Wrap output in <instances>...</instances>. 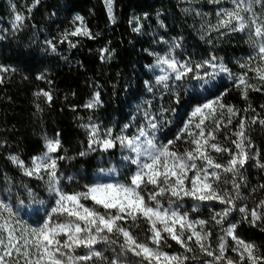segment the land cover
<instances>
[{
  "label": "trees",
  "instance_id": "trees-1",
  "mask_svg": "<svg viewBox=\"0 0 264 264\" xmlns=\"http://www.w3.org/2000/svg\"><path fill=\"white\" fill-rule=\"evenodd\" d=\"M232 1L113 0L114 19H110L102 0H0V68L8 69L0 72V192L15 203L26 187L37 191L46 188V174L42 173L43 179L25 175L23 168L10 157H18L25 167L31 168L33 157L47 151L46 140L56 139L60 140L61 148L52 156L65 157L57 160L58 175L62 174L60 189L67 194L86 191V186L94 185L99 170L114 165L119 147L117 144L115 151L106 153L94 145L95 150L89 151L90 127L98 126L101 138L108 129L112 130L113 139L119 135L129 138L146 123V111L162 122L159 144L175 141L170 148L188 149L191 144L187 134L179 140L176 137L190 112L224 93L222 103L232 106L236 112L230 124L226 109L216 112L215 119L220 121L216 141L228 152L211 150L213 157L216 162L226 164L231 158L229 153L237 151L232 141L237 139L234 133L240 130L243 120L247 137L245 150L252 158L240 169V175L221 170L219 192L236 196L233 180L240 185L236 210L227 218L237 225L235 234L240 239L256 246V255L262 258L258 264H264V221H257L253 226L238 211L245 206L250 220L251 210L264 200L261 187L264 168L259 167L264 164V124L260 123L264 120V82L252 80L250 85L259 90L248 88L245 98L226 72L206 84L204 80L187 79L177 104L176 93L166 91L163 83H158L146 70L158 57L170 56L180 63L192 62L194 71L189 77L198 73L208 79L206 73L213 69L205 65L196 70L195 65L211 61L216 65L222 63L233 77L247 72V78H252L254 72L241 68V64H249L256 50L248 32L210 30L219 19L217 12L231 7ZM251 14L258 23L264 22V6L260 2L253 0ZM17 15L23 20L17 22ZM77 17L83 19L91 38L83 35L64 38L66 33L81 26ZM70 43L75 46L70 47ZM173 81L168 82L173 88L181 83ZM44 92L49 93L51 100ZM97 94L99 102L94 107H86L94 102ZM212 126L215 129L213 121ZM81 152L88 154L82 156ZM118 172L127 182L134 174L133 165ZM205 210L202 216L214 251L219 252L220 237L224 236L225 257L239 264V256L232 250L236 247L235 241L225 235L224 228ZM258 211L264 212V209ZM2 215L8 216L7 212ZM11 219L13 226L20 229L16 232L19 236L25 226ZM125 227L136 238L146 232V225ZM190 242L192 251H197V245ZM170 243V252L182 249L175 241ZM3 254L0 246V256ZM24 259L14 250L11 256H4L6 264H16L17 260L24 264ZM242 264L248 261L245 259Z\"/></svg>",
  "mask_w": 264,
  "mask_h": 264
},
{
  "label": "snow or ice",
  "instance_id": "snow-or-ice-1",
  "mask_svg": "<svg viewBox=\"0 0 264 264\" xmlns=\"http://www.w3.org/2000/svg\"><path fill=\"white\" fill-rule=\"evenodd\" d=\"M210 2L219 3L220 0H210ZM252 2L253 0H247L246 6V0H233L234 7L232 9H220L217 12L219 19L216 25L211 26L210 30L218 32L221 28H225L231 32H244L246 29H250V36L256 38L253 43L257 47L259 63L255 68L250 67L248 63L241 64V68L254 72L256 78L264 82V22L258 23L256 18L251 15ZM255 2H260L264 6V0H255ZM105 4L109 18L114 19L112 0H105ZM243 13H249L247 19ZM77 19L81 21V26L71 33H66L64 38L67 39L68 35H83L91 38V33L83 26V19L81 17H77ZM22 20V16H16L17 22ZM138 30L134 29V31ZM74 46L70 43V47ZM53 51H55V47H53ZM205 65L213 69L211 73H206L208 79L198 73L189 77V73L194 71L191 61L180 63L174 57H158L156 66L161 67L166 74L158 77L157 82L163 83L166 91L176 93L175 101L177 104L180 103V91L184 88L187 79L204 80L206 84L221 72L229 73V78L234 80L236 87L241 89L245 98L248 88L259 90L247 83V72L238 77H233L222 63L216 65L211 61L197 63L195 68L199 70ZM7 70L0 68V72ZM173 76V83L175 81L181 82L176 84L175 88L168 83ZM43 95L51 100L49 93L44 92ZM223 95L224 93L214 100L193 108L176 139H181L186 133L188 143L194 147L186 149L182 154L170 150V145L174 144L175 141L157 146L155 133L159 130L162 122L155 121V117H150L147 111L145 112L147 127H141L138 135L132 138L119 135L113 139L111 129L106 130L104 137L101 138L98 126L92 125L89 130V151L95 150L94 145L107 151L113 148L118 141L122 148H127L129 153L135 154L124 157L125 160L136 165V171L130 177V183H97L86 186L87 190L84 192L73 194L63 192L59 187L62 174L58 175L57 160H63L65 157L54 158L52 156L61 148L59 139L46 140L47 151L42 156L33 157L31 168L25 167L24 162L18 157H10L13 163L23 168L25 175L43 179L42 173L46 174L49 191L54 192L58 199L49 218L42 225L33 228L24 227L19 236L16 235V232L20 229L13 226L11 219L14 216L12 207L0 202V221H2L0 222V246L3 247L4 252L0 256V264H6L4 256H11L13 250L25 258L24 264H81V262L91 261L93 257L102 258V253L94 250L93 246L100 242L109 245L115 244L116 241L111 240L109 234L122 237L121 254L132 253L140 258V264H145V262L146 264H185L189 257L163 251V247L169 239L184 248L185 252L192 251L187 242L194 239L200 251L208 257H212L213 262L224 261L225 264H238V262L225 257L224 236L220 237L221 243L218 254L209 250L205 241L208 240L210 234L203 231L206 221L190 220L187 212L181 214L177 210L179 205L173 207L174 201L171 199L174 197L176 201H180L187 197L200 203L215 200L227 205L221 212L212 217L217 225H221L236 210L235 200L240 198V185L233 180V190L236 192V196H230L227 192L221 194L217 187V181L220 180V172L217 170L232 173L233 176L240 175V169L252 157L245 150L247 137L244 132L245 122L243 120L239 124L240 130L234 133L237 139L232 141L237 151L229 153L231 158L226 164L216 162V159L208 151V149H212L217 153L228 152L227 148H222L218 143H210L216 139L215 132L220 129V121L215 119L216 112L226 109L229 124L232 122L231 117L236 112L232 106L222 103ZM98 102L97 94L94 102L89 103L86 107H94ZM162 111L167 110L162 109ZM220 115L223 116L224 113L221 111ZM209 120L215 123V129H208L206 121ZM260 123L264 124V120ZM193 127L198 131L194 132ZM148 129H151V132ZM206 129L208 130L206 131ZM87 154L86 152L80 153L82 156ZM197 161L202 163L198 164ZM259 167L264 168V164L259 165ZM190 172L193 173L191 176H189ZM148 185L152 186V190L147 191ZM261 187L264 188V185ZM29 194L34 195L31 190H29ZM164 196L170 197L168 208H164L160 203L159 198ZM86 200H90L93 206L89 207L82 203ZM199 207L200 204L198 203L194 205L193 210H198ZM100 208L104 211L101 212ZM258 209H264V200L251 210L250 220H248L249 212L245 206L239 207L238 211L243 214L244 220L255 226L257 221H264V212L258 211ZM3 212H7L8 216L4 217ZM54 215L65 216L67 219L62 223L56 222L51 218ZM140 219L149 225L148 230L151 235L148 240L155 247L150 246L149 243L138 241L130 229L120 223L131 220L132 224L135 225ZM16 223L19 224L20 222L17 221ZM197 225L200 226V230H197ZM236 228V224L230 223L229 227L223 231L226 236L232 237L236 243V247L232 250L239 256V264H242L245 259L248 264H258L262 258L256 255V246L240 239L235 234ZM5 233L7 244L4 243ZM185 233L190 234L185 238ZM62 236L66 237L63 241L60 239ZM21 240L23 241L22 244L19 243ZM80 247L88 249V253L83 256L73 255L75 250ZM22 248L23 251H21ZM118 259L119 257L112 260L110 264H118ZM16 264H19V260L16 261ZM205 264H212V262L206 261Z\"/></svg>",
  "mask_w": 264,
  "mask_h": 264
},
{
  "label": "rangeland",
  "instance_id": "rangeland-1",
  "mask_svg": "<svg viewBox=\"0 0 264 264\" xmlns=\"http://www.w3.org/2000/svg\"><path fill=\"white\" fill-rule=\"evenodd\" d=\"M102 1L104 3L106 10H107V13H108V9H107V6L105 4V0H102ZM246 6H247V0H246ZM233 7H234V4L232 1L231 7H229L228 9H232ZM112 14H113V0H112ZM243 15L247 19L249 16V13H243ZM246 31L250 35L251 30L246 29ZM250 37L252 39H254V41L256 40V38L254 36H250ZM156 60H154L152 63H150L149 65L146 66V70L155 79L166 74L165 71H163L161 67L156 66ZM258 63H259V60H258V52H257V47H256L255 52H253L250 56L249 66L252 68H255L258 65ZM163 67L166 68V66H163ZM173 80H174V76L172 77V80H170L169 82H171ZM252 80H259L258 78H256L255 73H254L252 78H249V79L247 78V83L250 85ZM214 99H216V98H214ZM214 99H212V100H214ZM155 121H157V120H155ZM206 124L208 125V129L213 128L211 120L206 121ZM142 127H145V128L147 127V121L144 124V126H142ZM208 129H206V131ZM194 130H196V129L193 127V131ZM138 131L139 130H137L129 138L137 136ZM148 131L151 132V129H148ZM160 134H161V126H160L159 130L155 133V136H156L155 143L157 144V146L161 145L158 143V137ZM141 139L143 140V138H141ZM210 143H217V141L215 139L214 141H210ZM117 144L119 145V147L117 149L118 155H116L118 157V159L115 160L113 166L106 168V169H101L97 172L96 180H95L94 184H97V183H130V180L126 182L123 179H121L118 171H125L127 165L131 164L130 161L125 160L124 157L129 156V155L134 156L135 154L129 153L127 148H122L118 141H117ZM165 144H168V143H165ZM189 147L190 148H188V149H191L194 146L191 145ZM170 150L176 151V152L182 154L185 152L186 149L180 151V150H176L174 148H170ZM211 150L212 149H208L209 153L213 156ZM197 163L200 164L202 162L197 161ZM131 165H133L134 173H135L136 165H134V164H131ZM217 171L221 172V170H217ZM192 174L193 173L190 172L189 176H191ZM218 183L219 182L217 181V187H218V191H219ZM29 190H31V193H33L34 195H30ZM150 190H152V186L148 185L147 191H150ZM145 195H147V192H145ZM18 197L19 198H18L17 202L12 203L10 201V198L8 197V195L2 194L0 192V202H3L5 204H9L13 209V213H14L13 218L17 219V221L21 222L22 225H24L25 227H28V228L39 227L40 225H42L49 218V215L51 214V210L53 207L56 206V200L58 199L57 195L54 192L49 191L48 184H47L46 188H42L40 191L33 190V189H30L29 187H26L24 190H22L21 193L18 194ZM53 197H54V199L52 200ZM159 199H160V203L162 204V206L164 208L169 207V199H170L169 196L160 197ZM171 199L174 201L173 207H176L177 205H179V208L177 210L181 214L187 212L189 219L193 220V221L204 220L203 216L206 214L205 209H208V214L210 215V217H213L216 213L221 212L226 207L224 204H221V203H219V201H215V200L210 201V202L200 203L198 201H193L187 197H185L183 200H180V201H176V199L174 197H172ZM82 203H84L86 206H89V207L93 206L92 202L90 200L82 201ZM198 203L200 204V207L198 208V210L194 211L193 207H194V205H196ZM99 210L101 212L104 211L102 208H100ZM51 218H52V220H54L56 222H61V223L65 222L67 219L65 216H56V215L52 216ZM217 219H219V217H217ZM120 223L124 227L126 225H133L131 220L121 221ZM135 225H146L145 235L141 236V237H137L136 239L140 242L149 243L150 246L155 247L154 245H151L150 241L148 240V237L151 235V233L148 230L149 225L143 219L138 220ZM205 225L203 227V231L206 232ZM227 225H230L228 218L221 225H219V227L222 229L223 228L226 229ZM196 227H197V230H200L199 225H197ZM189 234L190 233H185V238ZM109 235H110L111 240L116 241L115 244L109 245V244H106L104 242H100L97 245L93 246L94 250L100 251L102 253V258L93 257V259L91 261L81 262V264H110V262L114 259H117V257H119L118 264H140V258L134 256L132 253L128 252L126 254H121L120 245L123 243L122 237L119 240L118 239L119 235H115V234H109ZM164 235H167V234H164ZM65 238L66 237H63V236L60 237L61 241H63V239H65ZM171 241L172 240H170V239L167 240V244L163 247V251H165L169 254H176V255L182 254L184 256L189 257V259L185 261V264H205L206 261L212 262V264H213L212 257H208L207 255L202 253L198 246H197V248H198L197 251L194 250V251H190V252H185L184 248H182L179 250V252H170L169 247L171 245V243H170ZM192 242L195 243L194 239L192 240ZM187 243H191V242L188 241ZM205 244L207 246H209V250L213 251L216 254L219 253V252L214 251L211 241L207 240V241H205ZM87 253H88V249L80 247V248H77L75 250L73 255L83 256V255H86ZM216 263L217 264H225V262H223V261H219ZM145 264H146V262H145Z\"/></svg>",
  "mask_w": 264,
  "mask_h": 264
},
{
  "label": "water",
  "instance_id": "water-1",
  "mask_svg": "<svg viewBox=\"0 0 264 264\" xmlns=\"http://www.w3.org/2000/svg\"><path fill=\"white\" fill-rule=\"evenodd\" d=\"M116 148H117V142H116V144H115V146L113 147V148H111V149H108L107 151H104V152H106V153H110V152H113V151H115L116 150Z\"/></svg>",
  "mask_w": 264,
  "mask_h": 264
}]
</instances>
